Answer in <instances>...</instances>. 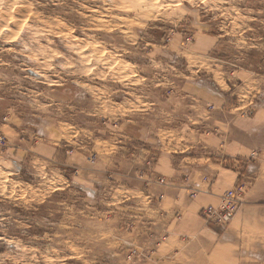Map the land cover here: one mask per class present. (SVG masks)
<instances>
[{
    "label": "rangeland",
    "instance_id": "obj_1",
    "mask_svg": "<svg viewBox=\"0 0 264 264\" xmlns=\"http://www.w3.org/2000/svg\"><path fill=\"white\" fill-rule=\"evenodd\" d=\"M213 158L264 189V0H0V264H196L149 187Z\"/></svg>",
    "mask_w": 264,
    "mask_h": 264
},
{
    "label": "crops",
    "instance_id": "obj_2",
    "mask_svg": "<svg viewBox=\"0 0 264 264\" xmlns=\"http://www.w3.org/2000/svg\"><path fill=\"white\" fill-rule=\"evenodd\" d=\"M234 148L236 153L231 156L248 154L246 144L242 142ZM161 157L158 156L154 165L149 163L152 180L155 177L154 171L156 175L158 173L180 181L184 172L182 164H178L174 157ZM211 160L206 159L207 162ZM213 160L215 162L203 167V171L193 174L195 179L192 180L195 185L205 176H214L216 180L209 194H198L194 199H189L178 182L168 186L155 183V188L149 187L154 194L164 196L160 223L175 235H192L193 248L197 252L196 264H264V189L255 185L253 189L245 191H248V195L244 208L224 232L208 227L200 217L203 208L218 205L226 190L239 181L237 173L228 170L222 161ZM143 193L147 200L154 197L149 195L151 192L146 188Z\"/></svg>",
    "mask_w": 264,
    "mask_h": 264
},
{
    "label": "built area",
    "instance_id": "obj_3",
    "mask_svg": "<svg viewBox=\"0 0 264 264\" xmlns=\"http://www.w3.org/2000/svg\"><path fill=\"white\" fill-rule=\"evenodd\" d=\"M90 161H95V156L90 157ZM162 181L163 179L160 180V182ZM245 191L246 186L242 183H238L234 188L229 189L220 197V202L217 206L210 205L203 208L200 213L202 219L207 224L217 227L228 226L238 214ZM199 193L200 191L195 189L192 192V196L196 197ZM135 253H133V255H135ZM132 256L130 258H132Z\"/></svg>",
    "mask_w": 264,
    "mask_h": 264
}]
</instances>
